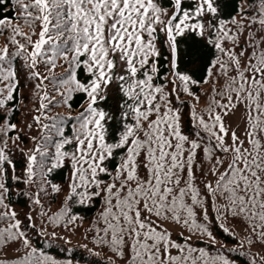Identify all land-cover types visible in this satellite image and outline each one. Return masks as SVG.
Listing matches in <instances>:
<instances>
[{"label":"snow or ice","instance_id":"obj_1","mask_svg":"<svg viewBox=\"0 0 264 264\" xmlns=\"http://www.w3.org/2000/svg\"><path fill=\"white\" fill-rule=\"evenodd\" d=\"M74 206L89 264H264V0H0V264Z\"/></svg>","mask_w":264,"mask_h":264},{"label":"trees","instance_id":"obj_2","mask_svg":"<svg viewBox=\"0 0 264 264\" xmlns=\"http://www.w3.org/2000/svg\"><path fill=\"white\" fill-rule=\"evenodd\" d=\"M9 14H11V13H9ZM27 95H28V91L26 90L25 96L27 97ZM78 102H79V98H78L76 103H78ZM25 104H29V101L27 99H25ZM29 107H31L30 104H29ZM74 107H75V104H74ZM25 111H27V109H25ZM60 111H63V110L60 109ZM23 119H24V117H21L19 115L17 116V121H20ZM29 120H30V117H29ZM33 134H35V133H33ZM28 146L30 147L31 144L29 143ZM21 168H22V165H21ZM55 182H58V183L62 182L59 175H57L55 177ZM13 191H15V189ZM60 199L62 200L63 196H61ZM13 200H14V207L21 214L20 218L22 220H24L25 216L30 214L27 199L26 198L17 199L16 197H13ZM58 208H59V202L57 204L53 205L52 210L56 211ZM73 210L77 214L83 215L86 218L83 226L81 228L75 230V231H68V230H63L60 228H55V230H58V231H61L63 233L70 234V235H73L76 237L81 236V238L83 237L87 242H89V244L93 245L91 242V239H92L91 234L87 233L86 229L89 227V221L95 216L96 209L95 208H93V209H82L79 206H74ZM25 223H27L26 220H25ZM49 227L54 229L55 226H49ZM216 235L222 244H228L229 247L233 246L234 242L227 240L225 238L224 234H221L219 231H217ZM36 240H39V244L41 246H44L45 248H47L48 242L46 240H44L42 238L34 237V242ZM15 247L16 246H13L12 249H8V251L6 253L0 252V258H3L5 255H7L8 257L16 255V252L14 251ZM47 250L52 255L56 256L59 259H64V258L73 259L74 264H77V262H78V264H89V261L98 260V258L89 257L88 254L86 255V253L79 248L68 247L67 244H65V243L63 244V243L58 242V241H56L53 244L52 248H48ZM233 258H235V257H233ZM238 264H245V258L240 257L238 260Z\"/></svg>","mask_w":264,"mask_h":264},{"label":"rangeland","instance_id":"obj_3","mask_svg":"<svg viewBox=\"0 0 264 264\" xmlns=\"http://www.w3.org/2000/svg\"><path fill=\"white\" fill-rule=\"evenodd\" d=\"M230 122L233 124V126L235 127L236 124H238L240 122V114L237 113V115L235 117H231L230 118ZM32 214L33 216H36V214L33 212V213H30ZM36 223L37 225L39 226L40 224V220L38 217H36ZM240 227L241 226H236V230L237 231H240ZM49 231H52L53 229L52 228H48ZM177 231H179V229H176ZM58 235L61 236V237H64V239H61V240H58V242H61V243H65L64 240L67 239V240H71V243L70 244H67L68 247H74V248H79L81 249L82 251H84L87 255V252L81 247V245H84V244H87L90 248L93 247V245L89 244V242H87L83 237L81 238V236L79 237H76V236H73V235H70V234H66V233H63L61 231H58L56 230ZM66 244V243H65ZM97 251H99V249H96ZM258 249H253V251H257ZM94 258H97V257H94ZM98 259H101V258H98Z\"/></svg>","mask_w":264,"mask_h":264}]
</instances>
